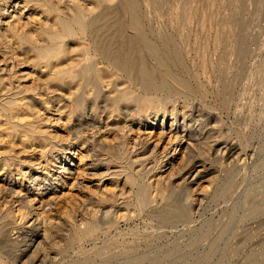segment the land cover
<instances>
[{
	"label": "rangeland",
	"instance_id": "374dc122",
	"mask_svg": "<svg viewBox=\"0 0 264 264\" xmlns=\"http://www.w3.org/2000/svg\"><path fill=\"white\" fill-rule=\"evenodd\" d=\"M131 6L180 54V94L98 65L75 25L51 43L76 15L131 34ZM163 121L167 153L145 138ZM0 264H264V0H0Z\"/></svg>",
	"mask_w": 264,
	"mask_h": 264
},
{
	"label": "bare ground",
	"instance_id": "6f19581e",
	"mask_svg": "<svg viewBox=\"0 0 264 264\" xmlns=\"http://www.w3.org/2000/svg\"><path fill=\"white\" fill-rule=\"evenodd\" d=\"M99 1V0H98ZM93 7V5H92ZM95 8V7H94ZM98 8V7H97ZM95 8V9H97ZM79 9V8H78ZM115 9V8H114ZM124 9L126 10V8L124 7ZM129 9V8H128ZM81 10V9H80ZM93 11V10H92ZM95 11V10H94ZM88 12V11H87ZM138 12V11H137ZM76 13V12H74ZM82 13V11H81ZM80 13V14H81ZM114 13V12H113ZM108 14V13H107ZM107 14H104V16L106 17ZM129 14H130V23L129 26L132 27V29L134 30V32L131 34H129L126 30V28H128L127 26H125L124 24H122V22H117V24H114L112 26H110L108 29L105 27H102V25H96V21L92 23L91 26H87V21L86 24L84 23V20L79 16L76 15L73 17V19L71 21H64L63 22V31H59L61 32L59 37L56 38H50V40H52L51 43H57L58 40L62 39L63 37L65 38L67 36L70 37L71 33H73V26H77L79 33H81L82 35H84L85 37H87L90 40H92L93 42V51H94V55L96 56V58L98 60H100L101 62L98 63V65H100L102 62H109L111 64L112 67H114V69L121 71V73H123L127 80L134 82V84H138L139 87L144 91V92H155L156 93H166V91H169L173 94H180L179 93V86L181 87L182 91L184 89H187V83L186 81L182 78V76L180 75L179 71L183 70V64L180 58V54L178 53L177 50L175 49H169L168 45H169V40H165V45H161V46H157L155 45L152 40H149V37L146 31H144L143 29L140 28L139 23H138V18H137V14L136 13V8L135 6H131V8L129 9ZM83 15V14H81ZM115 15V14H114ZM113 15V16H114ZM111 16V15H110ZM139 16V15H138ZM61 17V16H60ZM83 17H85L83 15ZM116 17V16H115ZM118 17V16H117ZM62 19V18H61ZM86 19V18H85ZM70 20V18H69ZM206 20V19H205ZM60 21V20H59ZM123 21V20H122ZM124 23V22H123ZM60 29V28H59ZM106 29V30H105ZM58 31V28H57ZM106 31V32H105ZM108 31V32H107ZM77 32V30L75 31ZM167 32V31H166ZM56 33V32H55ZM108 33V42H104L102 41V36H105V34ZM78 34V33H77ZM69 35V36H68ZM73 35V34H72ZM169 35V34H168ZM52 36V35H51ZM78 37V36H76ZM107 37V36H106ZM105 37V38H106ZM163 37V36H162ZM71 38V37H70ZM74 38V37H73ZM72 39V38H71ZM76 38H74L75 40ZM155 39V38H154ZM70 40V39H69ZM65 41V39L63 40V42ZM86 43V42H84ZM157 44V43H156ZM60 45V44H58ZM52 45L49 48H46V51L44 53L46 54H55V56L59 53H56V50H59L60 48L57 49V46ZM84 45V44H83ZM64 46V45H63ZM91 48V47H90ZM200 48V47H199ZM203 48V47H202ZM62 50V48H61ZM84 50V49H83ZM89 50V49H88ZM87 51V50H86ZM92 51V50H91ZM91 51L89 53H91ZM203 52V51H202ZM62 54V52H60ZM88 53V54H89ZM49 55V56H50ZM91 54H89L90 56ZM42 56L44 57L45 55H43V51H42ZM47 56V55H46ZM48 56V57H49ZM59 56V55H58ZM88 56V55H87ZM54 57V55H53ZM79 57V56H78ZM46 58V57H45ZM76 58V57H75ZM81 58V57H79ZM50 59V58H49ZM57 58H55L54 60H56ZM82 59V58H81ZM97 60V61H98ZM73 61V60H72ZM71 61V63H73ZM78 61V60H77ZM50 62V61H49ZM79 62V61H78ZM77 62V64H78ZM81 62V61H80ZM88 62V61H87ZM153 62H155V64H153ZM76 63V61L74 62ZM95 63V64H94ZM92 63V65H88L82 68L80 74L82 77L86 78H96V75H94L95 73H97L96 71H99L101 69H97L98 67H96V62ZM76 64V65H77ZM106 64V63H105ZM74 65V64H72ZM107 66V65H106ZM207 66V65H205ZM68 67V66H67ZM70 67V66H69ZM101 67V66H99ZM110 67V65H109ZM75 68V67H73ZM81 68V67H80ZM63 69V67H62ZM72 69V67H71ZM207 69V68H206ZM222 69V68H221ZM61 70V69H60ZM102 72V71H101ZM107 72V71H106ZM220 72V71H219ZM61 73V72H60ZM59 73V74H60ZM120 73V72H119ZM66 74V73H65ZM71 74V73H70ZM211 74V73H210ZM57 75V74H56ZM79 75V74H78ZM116 75V74H115ZM60 76V75H59ZM58 76V78H59ZM64 77V73L62 75ZM68 76V75H66ZM65 76V77H66ZM73 76V75H72ZM113 76V75H112ZM62 77V81L63 80ZM64 77V79H65ZM81 77V78H82ZM111 77V76H110ZM117 77V76H116ZM115 77V78H116ZM55 78V76H54ZM57 78V82L58 81ZM60 79V78H59ZM68 79V78H67ZM71 79V78H70ZM84 79V80H85ZM106 80L108 78H105ZM61 80V79H60ZM69 80V79H68ZM81 80V79H80ZM67 81V80H66ZM74 81V80H73ZM89 81H91V79H89ZM88 81V82H89ZM97 81V80H95ZM92 82V81H91ZM80 83V82H79ZM107 83V81H106ZM110 83V82H108ZM107 83V84H108ZM124 83V82H123ZM61 84V82H60ZM63 84V83H62ZM68 84V83H67ZM100 84V83H99ZM98 84V85H99ZM126 84V83H125ZM132 84V83H131ZM93 85V84H92ZM91 85V86H92ZM111 85V84H110ZM121 85V82H120ZM80 86V85H79ZM86 86V85H85ZM94 86V85H93ZM96 86V85H95ZM106 86V85H105ZM111 87V86H110ZM109 87V88H110ZM121 87H123L121 85ZM77 88V87H76ZM90 88V87H89ZM98 88V86H97ZM107 88V87H105ZM87 89V87H86ZM99 89V88H98ZM101 89V87H100ZM126 89V87H125ZM92 90V89H91ZM95 90V87H94ZM102 90V89H101ZM106 89H104L103 91H105ZM116 90V89H115ZM120 89H117L116 91H118ZM123 90V89H121ZM128 90V88H127ZM90 91V90H89ZM88 91V93H89ZM112 91V89H111ZM99 91L97 90L96 95ZM143 92V93H144ZM181 92V91H180ZM73 93V92H72ZM115 93V92H114ZM120 93V92H119ZM131 93V91H130ZM128 91L123 90L122 93L119 95L121 97V99L128 101L130 99H132L133 97H131ZM92 95V92L90 93ZM113 94V93H112ZM71 95V94H70ZM114 95V94H113ZM137 95V94H136ZM152 95V94H151ZM157 95V94H156ZM163 95V94H161ZM160 95V96H161ZM172 95V94H171ZM99 95H97L98 98ZM142 96V95H140ZM138 96V97H140ZM155 96V95H153ZM92 97V96H91ZM151 97V96H150ZM142 98L143 101H140L141 105L146 108V109H142L141 112L143 113V115L150 110H148L147 108L150 107L151 105H154V108L156 107V109H160V107L162 106H167V104H171V102H169L168 98H167V102L165 101L166 98L162 99H158V98ZM90 98V97H89ZM101 98V97H100ZM118 98V97H117ZM141 98V97H140ZM161 98V97H160ZM68 99V98H67ZM80 99V98H79ZM135 99V98H133ZM78 100V99H77ZM77 100L75 99V102L77 103ZM122 101V100H121ZM138 101V100H137ZM136 101V102H137ZM80 102V100H79ZM78 102V103H79ZM116 102H118L116 100ZM123 103V102H122ZM127 103V102H126ZM173 103V102H172ZM10 104V103H9ZM121 104V103H120ZM79 105V104H78ZM84 105V104H83ZM172 105V104H171ZM77 106V105H76ZM119 106V104H118ZM4 108V107H3ZM77 108V107H76ZM163 108V107H162ZM161 108V109H162ZM165 108V107H164ZM7 110V108H5ZM160 109V110H161ZM152 110V109H151ZM157 110V111H158ZM163 110V109H162ZM142 115V116H143ZM162 115V113H160V111L154 113L152 116H150V120L154 119L155 121H157V119H159L158 117ZM149 116V115H148ZM164 116V115H163ZM148 118V117H147ZM21 120V119H20ZM60 120V119H59ZM165 120V119H164ZM62 122V120H60ZM59 122V121H58ZM164 122L163 121V125L160 127L159 131L155 132V130L152 131H147V133L145 134V138H148L149 141H153L154 142V146L155 149H159L161 147H164L163 151H167L168 149H172L173 150V143L175 145V142L177 141L178 138V133L177 132H173V126L174 125H168L170 128L165 129L164 128ZM176 122V121H175ZM67 124V123H66ZM162 124V123H161ZM170 124V123H169ZM160 125V124H158ZM67 126V125H66ZM167 128V127H166ZM154 129V127H153ZM151 130V129H150ZM177 131V130H176ZM180 131V130H179ZM146 132V131H145ZM167 136L166 139H168V143L167 145H165L164 142V138ZM181 136V134H180ZM179 136V137H180ZM144 138V136L142 137ZM181 139V138H180ZM179 140V139H178ZM183 141L181 139V141H179V145L177 146L179 150H175V152L177 153L178 151L181 152L182 157L183 158V154L185 152L184 147L183 146ZM188 141V140H187ZM147 142V140H146ZM145 142V143H146ZM190 146V145H189ZM188 147V145H187ZM186 147V148H187ZM228 147V146H227ZM234 147V146H233ZM150 148V147H149ZM152 148V147H151ZM190 148V147H189ZM231 148V147H230ZM236 148V147H235ZM234 148V149H235ZM163 149V148H162ZM175 149V148H174ZM226 149V148H225ZM229 149V148H228ZM227 149V150H228ZM161 150V149H160ZM224 150V149H223ZM231 150V149H230ZM158 151V150H157ZM229 151V150H228ZM237 151V150H236ZM172 152V151H171ZM174 152V153H175ZM167 153V152H166ZM172 153V154H174ZM186 153V152H185ZM230 153V152H229ZM228 153V154H229ZM232 153V152H231ZM237 153V152H236ZM235 153V154H236ZM164 154V153H163ZM171 154V155H172ZM234 154V155H235ZM77 155V154H76ZM168 155V154H167ZM178 155V154H177ZM81 156V155H80ZM79 156V157H80ZM161 156V155H160ZM176 156V155H175ZM230 156V155H229ZM82 157V156H81ZM232 157V156H231ZM82 159V158H81ZM172 159V158H171ZM184 160V158H183ZM182 160V161H183ZM81 161V160H80ZM79 161V162H80ZM82 162V161H81ZM69 163V162H68ZM183 162H180L179 164H181ZM197 163V162H196ZM72 164V163H71ZM74 164V163H73ZM201 164V163H200ZM199 164V165H200ZM178 165V163H177ZM78 166V165H77ZM80 166V165H79ZM179 166V165H178ZM203 166V165H202ZM81 167V166H80ZM183 167V166H182ZM194 167V166H193ZM204 167V166H203ZM238 167V166H237ZM179 168V167H178ZM203 169V168H202ZM201 169V166H195L190 174H194L195 178H198L202 176L203 174V170ZM173 170V169H172ZM171 170V171H172ZM176 170V168H175ZM207 170V169H206ZM174 171V170H173ZM80 172V171H79ZM233 172V171H232ZM205 173V171H204ZM186 174V173H185ZM189 174V173H187ZM191 178V177H190ZM193 179V178H192ZM191 179V180H192ZM203 179V178H202ZM190 180V179H189ZM194 180V179H193ZM200 181V180H199ZM192 185V184H191ZM22 190V189H21ZM112 190V189H110ZM109 190V191H110ZM164 190V189H163ZM166 191V190H165ZM166 193V192H165ZM164 194V193H163ZM167 195V194H166ZM95 223V222H94ZM93 224V223H92ZM91 225V224H90ZM91 227V226H90ZM93 227V225H92ZM97 227V231H98V226ZM96 231L95 228H89L84 236L87 235H93V232ZM84 232V231H83ZM82 232V233H83ZM96 233V232H95ZM78 234V233H77ZM82 238H79V240Z\"/></svg>",
	"mask_w": 264,
	"mask_h": 264
}]
</instances>
